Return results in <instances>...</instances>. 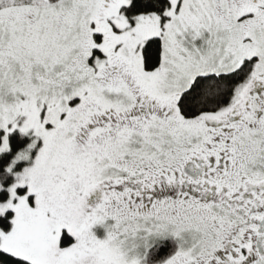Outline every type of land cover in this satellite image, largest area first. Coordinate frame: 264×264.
<instances>
[{
	"label": "snow or ice",
	"instance_id": "6c2138e0",
	"mask_svg": "<svg viewBox=\"0 0 264 264\" xmlns=\"http://www.w3.org/2000/svg\"><path fill=\"white\" fill-rule=\"evenodd\" d=\"M0 264H264V0H0Z\"/></svg>",
	"mask_w": 264,
	"mask_h": 264
}]
</instances>
